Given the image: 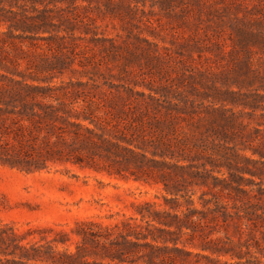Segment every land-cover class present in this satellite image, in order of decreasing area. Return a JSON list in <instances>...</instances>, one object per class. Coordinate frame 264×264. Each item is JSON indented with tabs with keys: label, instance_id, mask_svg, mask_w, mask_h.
Segmentation results:
<instances>
[{
	"label": "trees",
	"instance_id": "trees-1",
	"mask_svg": "<svg viewBox=\"0 0 264 264\" xmlns=\"http://www.w3.org/2000/svg\"><path fill=\"white\" fill-rule=\"evenodd\" d=\"M87 1L32 0L33 13H0V166L34 173L73 163L162 184L165 205L134 203L131 215L112 223L78 221L75 250L57 245L67 244V232L52 237L53 228L0 219V264H185L191 255L208 264H264V183L255 179L264 176V129L245 131V111L230 106L250 108L262 125L264 73L247 63L246 75L229 81L210 68L180 67L170 79L158 43L133 31L136 20L155 29L144 0ZM107 14L120 20L125 38L99 35L96 18ZM242 34L243 45L255 40L264 50L261 32ZM132 60L159 70L127 78ZM103 70L128 84L98 81ZM65 71L88 79L54 82ZM195 187L207 188L200 207Z\"/></svg>",
	"mask_w": 264,
	"mask_h": 264
},
{
	"label": "rangeland",
	"instance_id": "rangeland-1",
	"mask_svg": "<svg viewBox=\"0 0 264 264\" xmlns=\"http://www.w3.org/2000/svg\"><path fill=\"white\" fill-rule=\"evenodd\" d=\"M77 3L88 1L77 0ZM33 5L32 0H0V13H33ZM37 5L42 7L41 4ZM139 5L144 10V15L154 23L155 29L150 30V27L136 20L134 22L138 26L133 27V31L158 43V47L153 48L166 56L159 65L164 68L168 66V78L175 77L176 71H182L178 70L180 67L192 71L206 67L210 68L209 75L218 72L221 77L226 76L229 81H235L246 75L245 69L250 70V67L245 68L247 63L253 70L258 68L264 73V50L260 42L250 40L248 45L240 42L244 37L242 31L248 35L261 32L263 35L259 41L264 37V0H171L169 4L160 3V0H144ZM73 9L66 7V11ZM92 13L103 12L94 10ZM137 13L143 15L142 11ZM96 20L99 35L102 33V36L119 40V35L126 37L119 19L107 14ZM142 61L145 59L142 58ZM128 64L127 78L146 80L153 70H159L157 65H153L151 70V67L135 60L128 61ZM119 68L112 69V73L118 74ZM110 73L103 70L102 74L94 77L98 81L116 84L124 82ZM71 78L86 80L88 76L65 71L54 82ZM118 87L122 89V85ZM232 88L237 89V86L234 84ZM260 103L264 106L263 99ZM230 106L238 113L246 112L240 115L246 124L243 128L245 131L250 132L255 127L264 129V123L259 125L256 115L248 114L250 108L233 104ZM263 136L264 133H259L258 138ZM215 174L220 175L219 172ZM246 176L250 177L249 174ZM255 179L264 183V176ZM202 189L207 190L206 187L191 189V192H195L193 198L198 207L201 206L198 197ZM164 194L166 192L162 184L148 185L133 179L126 180L106 172L81 168L73 163L53 164L47 170L34 173L0 166V196L4 201L0 219L24 228H53L56 232H47L52 237H59L62 232H67V244L58 242L59 248L69 247L75 250L79 237L72 229L78 221L93 219L104 223L116 222L123 214L131 215L134 212V203L156 201L165 205ZM206 197L211 198L212 194L208 192ZM186 237V234L181 235V238ZM186 247L194 252H203L199 247L188 243ZM252 251L260 255L255 248ZM261 257L264 259V256ZM223 258L231 260L229 256ZM185 264L208 263L200 255H191Z\"/></svg>",
	"mask_w": 264,
	"mask_h": 264
}]
</instances>
